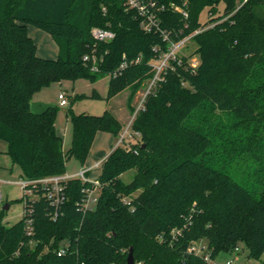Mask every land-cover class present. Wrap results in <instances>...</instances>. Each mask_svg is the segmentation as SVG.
<instances>
[{"label": "trees", "instance_id": "trees-1", "mask_svg": "<svg viewBox=\"0 0 264 264\" xmlns=\"http://www.w3.org/2000/svg\"><path fill=\"white\" fill-rule=\"evenodd\" d=\"M154 1L165 6L159 25L171 40L201 30L191 39L200 62L193 68L190 56L173 61L136 111L137 92L155 74L151 61L169 43L160 31L145 30L126 0H0V141L21 178L65 175L69 159L87 161L98 132L119 139L124 128L110 110L95 116L70 109L73 139L65 153L59 108L30 111L34 95L51 84L109 76L108 102L130 90L136 138L103 162L92 210L82 201L93 185L79 179L65 183L56 219L41 193L21 198L25 214L12 226L2 223L3 208L0 264H126L130 250L135 263L213 264L241 246L250 258L264 255V0ZM205 9L208 28L200 20ZM28 25L52 35L57 58L38 56ZM95 27L112 30L114 39L96 42ZM85 55L97 57L98 71ZM124 61L129 67L112 76ZM194 246H204L210 261L191 253Z\"/></svg>", "mask_w": 264, "mask_h": 264}, {"label": "rangeland", "instance_id": "rangeland-1", "mask_svg": "<svg viewBox=\"0 0 264 264\" xmlns=\"http://www.w3.org/2000/svg\"><path fill=\"white\" fill-rule=\"evenodd\" d=\"M223 7V4L219 6V15L222 14L221 9H223ZM200 20L204 27L208 28L212 26L208 22V9H205L201 13ZM28 32L30 37L33 38L37 45L38 56L48 59L57 58L58 46L49 32L32 25H28ZM195 50V43L190 41L188 45L180 52V59L183 56H190L189 62L193 68H196L200 62L199 56L194 53ZM157 62L158 60L151 61V63ZM109 83V76L103 77L95 83H92L86 79H79L75 82L63 81L62 83L51 84L47 88H44L42 91L34 95L35 99L41 100L40 102L57 106L59 108L56 125L58 131L63 133L64 136L63 150L65 153L70 149L73 139V126L70 116L68 115L70 109L76 114L86 113L95 116L104 114L106 110L114 112L113 110L117 109L118 113L120 112L121 114L120 116H122L124 125L121 136L124 134L129 123L133 119L132 111L128 106V96L130 94V90H125L118 94L116 97L110 100V103L107 100ZM149 83L150 80H147L142 84V87L137 92L132 102V106L136 109V111L140 108V105L143 103L146 97L145 94L149 87ZM61 93L66 95L69 101L68 105H60L59 94ZM93 95H99L100 98H93ZM76 96L81 97L75 100ZM129 133H132L130 128ZM113 138L114 137L111 133L98 132L87 161L82 164L76 158L69 159L66 162L65 175L78 173L81 169L93 165L98 160L101 162V160L107 157L111 151V146H113L115 142ZM119 139H117L114 147L118 145ZM135 141L136 138L126 135L121 145L129 148L131 143ZM6 151L7 144L3 141H0V192L2 196L0 201V214L4 206L11 203L10 208L5 211L2 217V223L6 226H12L19 222L24 214V203L21 201V198L24 194V189L18 184V181L21 179V169L17 165H12L11 159L6 154ZM91 167L93 168L89 174L90 179H99L101 167L95 166V164ZM135 174L136 170H131L123 174L122 179L125 183H130L133 180ZM229 259H234L235 264H262L264 255L261 257V259L250 258L247 247L241 246L239 252H235L234 255L227 252H221L215 257V259L212 260V262L213 264H226Z\"/></svg>", "mask_w": 264, "mask_h": 264}, {"label": "built area", "instance_id": "built-area-1", "mask_svg": "<svg viewBox=\"0 0 264 264\" xmlns=\"http://www.w3.org/2000/svg\"><path fill=\"white\" fill-rule=\"evenodd\" d=\"M126 6L134 10L141 18H142V25L145 30L152 32V31H160L164 37V40L169 43V48L166 52H164L160 58H158L157 63H151V66L155 72L152 79H150L149 87L145 95L149 93V91L156 85V83L164 77V73L169 69L171 63L173 61H180V52L188 45L191 41L192 37L198 34L201 30L196 31L194 34L189 35L179 41L171 40L170 36L161 30L159 25V16L158 14L160 11L165 9L164 5H158V3L154 0H126ZM175 10L181 11L179 7H175ZM182 13L187 17L188 14L185 11ZM91 34L96 42H109L115 37V33L110 29H101V28H93L91 30ZM102 60V59H101ZM84 61L86 63H90L92 65L93 71H98V59L95 55H85ZM139 59L137 60V62ZM129 62L124 61L121 66L114 72L112 76H120L123 74L124 70L129 67ZM60 105L65 106L69 104V101L65 94L59 95ZM142 104L140 105V107ZM132 122V121H131ZM131 122L129 123L128 127L126 128L124 134L118 141V145L123 143L124 138L126 135L132 137L131 133H129V128L131 126ZM102 162H98L95 166L101 167ZM93 167L90 168H83L78 173L72 175H60V176H50L44 177L40 179H24L21 178L18 181V184L22 186L24 189V203L27 202L28 199L34 200L40 196V193L47 197L53 207L55 208L53 213V218L56 219L60 214V209L66 200L65 194V183L70 179H79L83 183H91L93 187L86 188L84 191L86 193V197L82 201V208L84 211L92 210L95 208L98 200V192L100 189V182L99 179L91 180L88 173L92 170ZM1 181V180H0ZM2 199L1 192H0V201ZM129 204V202H126ZM25 214V211H24ZM23 214V215H24ZM32 220L27 219V231L28 234H32L33 232V225ZM65 249H61L58 254L63 255L65 254ZM237 251V250H236ZM190 252H195L198 254H205L204 246H194L190 249ZM207 261H210L209 254L204 255ZM234 259H229L226 264H235ZM135 264H142V263H135Z\"/></svg>", "mask_w": 264, "mask_h": 264}, {"label": "water", "instance_id": "water-1", "mask_svg": "<svg viewBox=\"0 0 264 264\" xmlns=\"http://www.w3.org/2000/svg\"><path fill=\"white\" fill-rule=\"evenodd\" d=\"M53 106L47 103L32 101L30 105V111L33 115L41 116L48 112ZM10 208L9 204H6L4 206L5 210H8ZM126 264H135V259L133 255V250H130V253L127 258Z\"/></svg>", "mask_w": 264, "mask_h": 264}, {"label": "crops", "instance_id": "crops-1", "mask_svg": "<svg viewBox=\"0 0 264 264\" xmlns=\"http://www.w3.org/2000/svg\"><path fill=\"white\" fill-rule=\"evenodd\" d=\"M223 9H224V7H223ZM223 9H221L222 11H223ZM62 94V93H61ZM60 95V94H59ZM33 101H37V102H40L41 100H39V99H35V97L33 98ZM43 103V102H42ZM110 103H111V101H110ZM114 112V114L117 116V118L123 123V119H122V116H120L121 114H120V112L118 113V110L116 109V110H113ZM114 139V145L116 144V142H117V139H115V138H113ZM114 145L113 146H111V151L109 152V154L112 152V150H113V148H114ZM109 154L107 155V157L109 156ZM107 157H105L103 160H101V162H102V165H101V169H102V166H103V162L105 161V159L107 158ZM99 162V160L97 161V162H95L94 164H96V163H98ZM92 163V162H91ZM93 164V165H94ZM93 165H90V166H88L87 168H90L91 166H93ZM91 172V171H90ZM90 172L88 173V175L90 174ZM101 173V172H100ZM100 176V175H99Z\"/></svg>", "mask_w": 264, "mask_h": 264}]
</instances>
